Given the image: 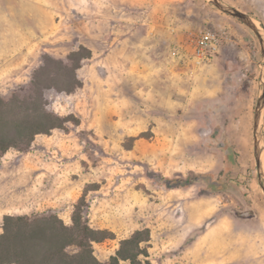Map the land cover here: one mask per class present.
Segmentation results:
<instances>
[{
    "label": "rangeland",
    "instance_id": "rangeland-1",
    "mask_svg": "<svg viewBox=\"0 0 264 264\" xmlns=\"http://www.w3.org/2000/svg\"><path fill=\"white\" fill-rule=\"evenodd\" d=\"M221 1L264 40V0ZM205 29L220 52L184 74L171 51ZM262 39L210 0H0V97L27 95L46 54L70 63L80 45L92 51L79 87L45 91L47 108L70 120L0 155V233L7 214L72 225L79 204L115 234L94 242L101 261L148 228L155 264H264ZM260 129L264 165V109Z\"/></svg>",
    "mask_w": 264,
    "mask_h": 264
},
{
    "label": "trees",
    "instance_id": "trees-1",
    "mask_svg": "<svg viewBox=\"0 0 264 264\" xmlns=\"http://www.w3.org/2000/svg\"><path fill=\"white\" fill-rule=\"evenodd\" d=\"M91 56L84 45L68 55L70 63L46 54L33 72L27 95L0 97V155L12 147L28 148L38 134H48L70 120L47 108L45 91L72 92L79 87L77 69ZM72 221L68 225L56 213L4 215L0 264H155L143 245L151 238L148 228L122 239L116 254L101 261L94 253V242L112 239L115 234L92 227L79 204Z\"/></svg>",
    "mask_w": 264,
    "mask_h": 264
},
{
    "label": "built area",
    "instance_id": "built-area-1",
    "mask_svg": "<svg viewBox=\"0 0 264 264\" xmlns=\"http://www.w3.org/2000/svg\"><path fill=\"white\" fill-rule=\"evenodd\" d=\"M220 42L215 31L201 30L191 44H179L172 49V60L184 74L193 75L214 62L220 52Z\"/></svg>",
    "mask_w": 264,
    "mask_h": 264
},
{
    "label": "water",
    "instance_id": "water-1",
    "mask_svg": "<svg viewBox=\"0 0 264 264\" xmlns=\"http://www.w3.org/2000/svg\"><path fill=\"white\" fill-rule=\"evenodd\" d=\"M210 1L214 5H216L219 9L225 11L226 13L230 15H233L234 17L240 19L241 21H243L244 23L252 27L262 39V36L260 33L261 30L250 15L226 4L225 2H222L221 0H210ZM262 44H263V54H264V40L263 39H262ZM263 62H264V57H263ZM263 109H264V88L260 95L259 102H258V105L256 107V112H255V131H256L255 153H256L258 170H259L260 175H264V165H263V161L261 157L262 156V146H261L262 142H261V129H260V118H261Z\"/></svg>",
    "mask_w": 264,
    "mask_h": 264
}]
</instances>
